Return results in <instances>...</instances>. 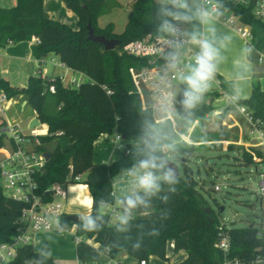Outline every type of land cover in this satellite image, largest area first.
<instances>
[{"label": "trees", "instance_id": "obj_1", "mask_svg": "<svg viewBox=\"0 0 264 264\" xmlns=\"http://www.w3.org/2000/svg\"><path fill=\"white\" fill-rule=\"evenodd\" d=\"M63 2L77 16L76 28L51 18L45 11L44 0H17L11 8L0 7V47L36 37L39 42L32 49L35 58L52 54L73 71L84 73L87 80L79 87H71L59 77L43 79L32 75L25 88L13 87L4 79H0V88L10 99L25 94L40 123L47 125V135L39 136L41 146L38 148L50 153L39 179L41 190L48 189L54 183H73L76 176L84 175L82 182L87 184L92 198L89 216L96 221L97 227L93 231L87 229L89 216H83L76 224V236L84 238L76 243L79 262L92 263L99 260L101 253L117 257L122 252L138 260L149 261L150 257L155 256L168 262L176 252L185 250L186 258L174 264H221L223 255L216 247L220 220L199 191L201 186L210 194L216 184L212 180L207 188L206 180L200 184L195 179L188 164L195 151L193 145H173L179 137L177 129L180 123L193 117L204 119L213 111V101L219 93H210L209 103L188 110L186 118L183 114L180 121L166 120L156 124L152 110L143 109L140 93L130 73V68L144 66L147 60L121 52L125 45L147 35H165L161 28L164 21L174 23L172 17L165 15V9H174L175 6L156 0H135L123 32L117 34L113 23L98 26L106 0ZM222 8L239 13L244 22L251 26L249 50L264 51V21L254 17L250 8L234 5L229 0L222 3ZM89 22L97 35L119 39L120 45L115 50L106 51L103 45L88 40ZM51 85L55 88L54 92L49 90ZM239 103L249 112L252 126L264 133V90L260 84L253 83L250 97L239 100ZM182 111L179 109L178 113ZM114 132L125 136L127 141L141 140V146L127 143L124 154L118 160L95 164L94 142L100 135ZM62 137L71 139L70 148L63 149L58 143L53 145L55 140ZM147 137L153 138L157 148L170 146L163 155L167 159L172 155L176 160H181L184 173H180L178 183L174 185L162 183L161 191L147 199V207L138 206L132 210L127 228L122 231L119 222L113 224L103 214V207L116 202V197L112 195L115 177L122 171L132 169L146 157L144 140ZM2 140L0 137L1 144ZM227 140V134L221 132L218 146L223 148ZM225 149L233 150V145L226 144ZM241 158L250 166L264 164V154L259 150L244 149ZM210 174L208 172V176ZM125 196L119 197V200ZM50 198L44 195L45 200ZM25 206L24 202L6 196L0 186V244L12 242L20 232L19 218ZM67 215L62 218V224L72 226ZM229 234L231 255H247L260 243L254 226L229 229ZM85 239L93 240L98 246L87 243ZM171 243L173 254L169 255ZM28 263L54 264L48 244H44L40 250L33 245L20 246L15 258L4 264Z\"/></svg>", "mask_w": 264, "mask_h": 264}, {"label": "built area", "instance_id": "obj_2", "mask_svg": "<svg viewBox=\"0 0 264 264\" xmlns=\"http://www.w3.org/2000/svg\"><path fill=\"white\" fill-rule=\"evenodd\" d=\"M187 0L192 7L202 4L220 14L215 18L225 25L233 27L241 39L251 47V26L244 22L242 16L228 8H222L221 0ZM232 4L240 7L250 8V13L264 21V0H229ZM173 5L171 0L165 2ZM174 6V5H173ZM176 26L175 33L166 32L165 35L153 38H140L125 45L121 52L128 55L146 59L147 64L139 67L130 68V73L136 90L145 94L150 101V108L163 122L166 120L178 121L179 116V96L184 86L179 77L184 74L188 66L194 61V57L199 51L194 48L189 37V26L186 23L174 19ZM36 38V37H35ZM36 42L39 39L36 38ZM172 52L171 57L168 53ZM178 55L175 67H172L173 54ZM48 63L54 67L65 69L59 77L61 81L71 87H79L80 84L87 80V76L78 71H73L62 63L58 58L46 56L39 60L40 68L36 75L43 79H55L49 76ZM68 72L79 74L83 78L70 76ZM85 78V79H84ZM107 88V87H105ZM51 92L55 91L54 86H50ZM219 90L217 100L224 99L227 105L235 104L237 98L232 93H227L223 86L222 80L216 76L210 81L207 92ZM111 93L110 90L107 91ZM10 98L6 92L0 88V137L7 138L10 141L11 148L0 158V186L4 194L10 198L22 201L26 204L19 218L20 232L10 243L0 244V264H4L15 258L17 249L23 245L35 246L36 236L39 233H73L77 242L84 238L76 236V231L72 229L76 225L65 226L62 224V218L67 213L68 192L71 185L83 183L84 175L75 177V182L69 184L54 183L48 189L41 190L39 179L45 170L47 162L46 151L40 150L41 141L38 135H25L16 125L10 124L5 119V109ZM240 111L246 114L251 123V116L245 106H240ZM162 122V123H163ZM178 131V129H177ZM116 142L123 141L122 136L116 133ZM2 147V144H1ZM259 173L260 181L258 196L264 202V164L255 167ZM125 186L129 181H124ZM84 184V183H83ZM87 186V184H85ZM116 182L113 183L112 195L117 199ZM221 185L216 184L214 191H220ZM50 196V200H45L44 195ZM103 214L107 215L110 222L116 224L119 222L118 217L122 214L121 207L117 202L114 204H105ZM256 228V236L260 243L251 249L247 255H231V239L229 229L220 222V231L216 247L223 255L221 264H264V220ZM87 243L97 247L91 239H85ZM172 245V243L170 244ZM31 264V263H28ZM104 264H124L118 257H109ZM138 264H149L147 260H138Z\"/></svg>", "mask_w": 264, "mask_h": 264}, {"label": "crops", "instance_id": "obj_3", "mask_svg": "<svg viewBox=\"0 0 264 264\" xmlns=\"http://www.w3.org/2000/svg\"><path fill=\"white\" fill-rule=\"evenodd\" d=\"M47 0H44L45 11L51 18L59 20L54 15V11L47 8ZM17 0H0V7L11 8L15 6ZM189 5V4H188ZM193 8L189 5V9ZM187 11V10H185ZM71 14V13H70ZM77 19V18H76ZM61 21V20H60ZM64 22V21H62ZM77 22V20H76ZM67 23V22H64ZM189 26V32L198 31L204 36L209 33L205 26L199 25L198 22H184ZM216 28L217 46L220 48V58L218 61L215 76L222 80V86L227 93H232L236 96L237 102L235 104L227 105L224 99L213 101V111L206 115L204 120L208 121L209 128L206 131H221L227 134L228 140L224 141L222 149L226 148V144H232L233 150H237L238 154L244 150H259L264 154V133L252 126L249 117L240 111L239 100L248 99L251 95L253 83L258 82L264 90V51H251L247 44L242 41L236 30L224 23L214 20ZM76 28V26H71ZM244 42V43H243ZM36 38L22 41L18 43H9L5 47H0V79H4L13 87L25 88L28 84V79L32 75H36V71L40 68L39 60L33 56V46L36 45ZM198 48L196 45H192ZM47 58L56 57L52 54L46 56ZM58 58V57H56ZM56 67L49 69V76H60L65 69L60 73H56ZM212 92H218L214 90ZM207 92V93H212ZM211 95V94H210ZM21 98V99H18ZM208 101L207 103H209ZM12 110H15L13 113ZM9 112V114H8ZM223 113V114H222ZM37 117L36 111L29 103L25 94L18 95L9 100L5 109V119L12 125H16L19 129L22 124L28 123ZM47 127L46 124H43ZM48 129V128H47ZM21 130V129H20ZM22 131V130H21ZM116 133V132H115ZM113 133H104L94 142V163H112L124 154L126 144L131 143L136 147H140L141 143L138 140L116 142ZM57 142L63 149H68L72 146V141L69 137H62L54 141ZM239 158V157H238ZM243 164V161H239ZM217 173V172H212ZM124 181H129L125 186ZM118 188L116 202L118 204L119 197L128 195L133 191V177L128 174V170L122 171L115 177ZM90 196L88 187L78 188L73 186L68 192L67 213H78L84 217L91 214L92 198L89 205L83 203L84 198ZM84 207L87 209L83 212ZM73 231H76V226ZM44 244H48L49 253L54 260V264H104L107 255L101 253L99 260L92 263H81L77 258L76 241L73 233H39L36 236L34 248L40 250ZM168 254H173V245L168 248ZM174 255L177 256V262L184 260L187 256L185 250H179ZM124 264H138V259L122 252L117 256ZM157 258L150 257L151 261Z\"/></svg>", "mask_w": 264, "mask_h": 264}, {"label": "rangeland", "instance_id": "obj_4", "mask_svg": "<svg viewBox=\"0 0 264 264\" xmlns=\"http://www.w3.org/2000/svg\"><path fill=\"white\" fill-rule=\"evenodd\" d=\"M156 1L165 3L168 0ZM134 2L135 0H106L103 13L98 19V26L105 27L107 24L113 23L115 33H122L128 21V16L133 9ZM46 3L47 8L54 11V16L56 18L67 22L70 26L77 27L76 20L78 18L76 14L66 8L63 0H47ZM143 38H153V36L147 35ZM47 66L52 73L54 66L49 63ZM55 69L56 73L63 71V69L57 67ZM68 73L70 76L73 74L72 72ZM73 76L76 78H83L79 74H73ZM210 99L211 95L206 91L202 95L201 100L191 110L201 107L204 103L210 101ZM140 103L143 109L151 110L150 101L145 94L140 95ZM12 112L14 113L15 110H12ZM183 114L184 111H182L176 119L180 121ZM153 117L156 124H161L163 122L162 119L154 113ZM30 122L31 121L20 126V129L25 135H47L48 130L45 125L40 124L35 129H31L29 127ZM208 128V121L200 117L188 118L186 121L180 123V128L178 129L179 137L173 142V145H193L195 147V151L191 155V160L188 164L191 167V172L195 179L200 184L207 179L208 172H217L215 176H213V180L215 184L221 185V190H213L208 194L206 190L199 186V191L214 210L222 224L228 229H241L249 227L250 225H258L264 220V202H262L258 196L259 173L256 172L254 166L247 165L246 163H239V161H243L241 152L238 154L237 150L220 148L217 143L221 131L213 133L212 131H206ZM115 136L116 133L114 132L112 137ZM137 142L142 143L141 140ZM56 143L57 142L53 145ZM10 148L9 139L4 138L2 140V147H0V158L3 157ZM168 158L178 163L180 173L183 174L184 167L181 160H176L172 155ZM212 169L213 171H210ZM222 207L224 208L223 211H221ZM83 210V212H85L87 209L84 207ZM177 259L176 255H173L168 262L159 258H154L150 264H174ZM56 264H59V262H56ZM62 264L68 263L62 262Z\"/></svg>", "mask_w": 264, "mask_h": 264}, {"label": "clouds", "instance_id": "obj_5", "mask_svg": "<svg viewBox=\"0 0 264 264\" xmlns=\"http://www.w3.org/2000/svg\"><path fill=\"white\" fill-rule=\"evenodd\" d=\"M171 3L175 7L174 9H165V15L177 21H196L199 25L205 26L209 33L208 36H204L198 31L189 33L191 42L198 47L199 51L187 71L179 77L180 82L184 85L180 105L182 110L188 111L201 100L217 70L220 48L217 46L214 20L220 13L202 4L189 9L187 0H171ZM161 28L168 33L176 31V26L169 20H165ZM177 59L178 55L174 53L172 67H175ZM144 144L147 151L146 157L128 170V174L133 177V191L118 201V204L123 208L122 214L118 217L122 231L127 228L132 210L138 206L147 207V199L161 191L162 183L167 185L178 183L175 169L170 166L169 160L163 155L169 151L170 146L162 145L157 148L152 137L145 138ZM172 190L174 191V189ZM86 227L89 231H93L97 227L96 221L90 216L87 217Z\"/></svg>", "mask_w": 264, "mask_h": 264}, {"label": "water", "instance_id": "obj_6", "mask_svg": "<svg viewBox=\"0 0 264 264\" xmlns=\"http://www.w3.org/2000/svg\"><path fill=\"white\" fill-rule=\"evenodd\" d=\"M220 2H221V0L217 1L218 4ZM252 2L254 3V0H252ZM130 15H131V13L129 14V16ZM87 29H88V37H87V39L90 40V41H93L95 43H99V44L103 45L104 49L106 51L115 50L121 43V40H119V39H108V38H106L103 35H97L95 33V29L92 26L91 22L88 23ZM171 55H172V52H169L168 56L171 57ZM183 87H182V89H183ZM182 98L183 97H182V90H181V93H180V96H179V105H178L180 110H182V106L180 105V101L182 100ZM186 116H187V111H184V118H186ZM40 124L41 123H40V120L38 119V117H35L34 119L31 120L29 127L31 129H35ZM122 139L125 140L126 139L125 136H122ZM0 147H1V143H0ZM49 157H50V153L47 152L46 153V158L49 159ZM168 160H169L170 166L175 169L177 177L180 176V167H179L178 163L173 161V160H170V159H168ZM215 174L216 173H211L207 177V179H206V187L207 188L210 187L211 181L213 180V176H215ZM223 210H224V208L222 207L221 211H223ZM82 217L83 216L81 214H78V213H71V214L67 215V219L70 220L74 225H76L80 221V219ZM250 226H253V225H250Z\"/></svg>", "mask_w": 264, "mask_h": 264}, {"label": "bare ground", "instance_id": "obj_7", "mask_svg": "<svg viewBox=\"0 0 264 264\" xmlns=\"http://www.w3.org/2000/svg\"><path fill=\"white\" fill-rule=\"evenodd\" d=\"M73 186L78 187V188H81V189L87 187V186H86L85 184H83V183H79V184L71 185L70 188H72ZM70 188H69V189H70ZM90 202H91V198H90V196H87V195H86V197L84 198L83 203L86 204V205H89Z\"/></svg>", "mask_w": 264, "mask_h": 264}]
</instances>
